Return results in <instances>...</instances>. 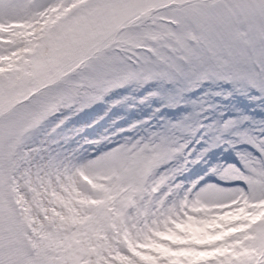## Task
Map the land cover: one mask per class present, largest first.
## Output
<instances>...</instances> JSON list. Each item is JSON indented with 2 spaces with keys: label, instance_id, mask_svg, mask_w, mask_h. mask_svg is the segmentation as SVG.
<instances>
[{
  "label": "rangeland",
  "instance_id": "obj_1",
  "mask_svg": "<svg viewBox=\"0 0 264 264\" xmlns=\"http://www.w3.org/2000/svg\"><path fill=\"white\" fill-rule=\"evenodd\" d=\"M174 3L190 5L186 11L193 19L209 17L214 12L222 13L227 18L234 10H242L248 17V25L242 30L243 34L237 37L238 45L247 48L249 53L253 46L259 49L258 37L264 32V0H82L78 6H73L68 0L66 9L54 14L42 31L35 35L25 34L22 46L15 44L0 46V226H2L0 235L3 236V244L15 264H99L97 258L101 250L98 248V242H104V237L112 226L117 232L118 219L124 218L122 213L127 211L130 201L143 192L140 191L142 186L136 179L144 170L140 161L145 157L166 155L168 151L175 152L177 151L175 146L181 144V141H177L168 148V151L167 148L164 151L167 134H176L171 124L179 120L168 115L173 108L171 104L176 102L186 104L182 116L183 133L189 131L195 121L201 119L200 117L212 115L214 118L208 121L206 126L209 130L206 131L205 140L209 147L213 148L220 142L229 143L227 137L217 131L218 126L224 131L232 130L239 120L230 107L237 105L241 99H234L229 93L218 91L221 95H216L215 99L212 97L210 100L207 96L196 98L197 95H190V90L195 85H189L188 91L173 93L170 98L168 90L173 86L156 79L151 81L144 92L145 95L142 94L146 97L136 99L130 90L135 89L139 92L142 85H147L143 78L129 81L132 88L120 91L119 83L135 69L143 68L144 75L167 71L172 64L173 49L157 52L158 57L142 58L134 66L121 63L114 56L104 55L100 49L98 41L101 37L133 39L136 35L135 29L142 25L141 18L147 14L153 15L149 23L156 21L170 23L169 20L173 17L157 14ZM25 45L27 46L23 47ZM85 60L89 62V66L78 68L80 75L71 76L69 70ZM255 67L256 71L260 72V65L256 64ZM202 84L208 85L210 90L215 89L207 81ZM107 86L109 89H118L117 98L120 101L130 99L129 109L133 111L136 105L134 101L138 103L136 107L141 109L144 99L151 96L157 99L161 97V101L155 107L152 104L148 105L149 109H141V115L122 117L125 118V128L133 131L134 126L147 118L146 111H158V125L151 129L153 131L151 140L144 141L139 135L133 140L134 143L129 146L119 168L112 169L103 185H97L93 182L94 178L85 175L90 181L86 182L82 178L78 194L81 195L80 198H85L86 204L79 206V211L74 206L73 213H78L76 217H63L55 193H48L46 190L43 194V203H39L38 193L33 190L32 182L28 180L30 176L26 174L18 176L17 179L14 172L17 160L23 158L32 161L33 155L35 156L37 152L35 148L30 149L27 146L21 152L20 149L28 134L34 132H38L40 136L49 134L45 132L49 128L43 123L66 100L73 96L94 100ZM217 87L234 90L240 96L250 93L252 97L262 99V110L255 114L257 110L249 108V115L264 117V93L255 89L245 91L240 89L239 84L225 81L222 82V86ZM224 99L231 100L226 102L229 107L224 110L227 111L219 109L216 104V101ZM89 105H82L74 112H83ZM221 113L229 114L225 122L220 120ZM103 114L101 113L99 117L101 118ZM69 116L71 114L65 115L57 122L67 121ZM93 122L77 129V132H83L84 129L85 132L88 131L94 127ZM110 127L118 130L121 128L115 121L110 123ZM237 134L244 143L255 145V132L239 128ZM13 176L15 180L11 181ZM12 182L16 183L20 190L21 210L13 207L8 196V185ZM256 184L260 194L264 182L259 178ZM252 185L255 192L257 187L255 182ZM17 212L23 214L24 220L29 219L34 223L31 232L21 230L17 224ZM255 214L248 218V225ZM240 227L247 229L246 223H234L223 229L224 235L226 236L227 230L233 231ZM95 237L96 240L91 239ZM235 237L230 239L233 240V246L236 244L238 248L243 242ZM246 237L250 254L241 258L235 259L236 256L233 254L229 256L226 248L220 255L210 252L207 255L195 254L189 258L186 251H182L183 248H177L173 260L177 261V264H224L221 260L229 256L233 257L232 261L235 264H264V216L256 225L253 224L251 229L248 228ZM116 240L119 243L118 236ZM25 243L39 249L38 258L29 257L24 247ZM107 249L110 252V247ZM131 249L128 250L132 254L128 255L129 258L135 256L137 259L125 264H162L142 259L137 251ZM180 259L187 261L183 263L182 260L179 261ZM161 260L166 262L164 259ZM108 264L119 263L109 261Z\"/></svg>",
  "mask_w": 264,
  "mask_h": 264
},
{
  "label": "bare ground",
  "instance_id": "obj_2",
  "mask_svg": "<svg viewBox=\"0 0 264 264\" xmlns=\"http://www.w3.org/2000/svg\"><path fill=\"white\" fill-rule=\"evenodd\" d=\"M70 1L71 4L75 6L82 0ZM67 3L68 0H0V46L7 44L22 46V39L25 37V34L30 33L31 35H35L38 31H42L46 23L54 14L62 12L63 9H66L65 6ZM36 37H38V35ZM26 46L27 45L23 47ZM11 62L12 60H10V63ZM214 88L216 90H210L207 85L198 97L207 96L208 100L212 97L215 99L216 93H218V91H223V93H230L231 97L234 99H241L237 105L230 107L233 114L239 119L237 125L233 127L232 130L227 131L221 130V128L217 125V131L221 132V135L223 134L229 140L227 146L228 151L234 156L231 161L239 158L243 162L248 154L245 152H234L233 150L239 145L248 144L240 140L241 138H238L239 135L237 132L239 128H242L256 133L259 132L261 128H264V117H253L249 115V108L257 110L255 114H258V111L262 110V99L252 97L250 93L240 96L231 89L224 90L217 86H214ZM130 91H132V96L136 99L146 97L142 95L144 94L142 91L138 92L135 91V89H131ZM160 101L161 97L157 99V97L153 98V96H151L150 98L143 100L141 109H149L148 105L150 106L152 104L155 107V105H158ZM133 103L136 105L138 104L137 101H134ZM130 104V99L120 101L116 98V93L106 103V106L113 110L112 120L117 122V125L121 127L120 130H114L110 127V124L107 123L103 125L101 124L98 134L94 137L87 135L86 137L84 134L78 133L77 129L84 128L83 126H85L86 123L97 119V116H95L96 113L88 111L82 113L79 116V121L72 123L69 127L65 128V125H60L57 121L54 124L48 123L47 121L46 126L49 129H46L45 132H48L49 134L40 136L38 132H34L25 137L24 145L26 144V146L30 149L35 148V151H37L35 157L41 161L40 165L35 164V162H31L27 168L28 175L30 176L28 180L32 182L31 186L33 190L38 193L39 203H43V194L46 190H48V193L53 192L57 195V204L63 217H76L78 213H73L74 206H76L77 211H79L78 207L86 204L85 198H80L81 195L78 194V189L81 187V175L89 176L91 179L94 178L93 182L97 185H103L110 176L109 174L112 169L119 168L129 146L131 144L133 145V140H135L138 135L143 138L144 141L152 139L153 131L151 129L153 127H157L158 125V111H146L148 119L146 118L147 120L145 119L137 126H134L133 131H129L125 128V121H122V117L127 116L129 118L132 116L134 117V114L137 116L141 115V109L135 105L134 111L130 110ZM216 104L219 106V109L229 107L223 100L216 101ZM154 107L152 110H154ZM70 114L72 120V118L77 116L78 113L72 112ZM168 115L172 117V119L179 118V120L171 124V127L175 129L176 134H167L165 138L164 151H166V148L168 151V148L174 145L177 141L184 140L189 137V135L183 133V113L177 114V112L170 111L168 112ZM61 129H63V131H61ZM73 130L76 132H72ZM112 142H119L120 148H117L112 153H109L106 158L99 160L85 159L87 153L91 151L90 149L85 150L83 148L84 144L99 145L102 143ZM205 149H207V151H205ZM170 152L173 151L166 152V155ZM204 154L213 159V166L210 167L207 166V163H204L202 158ZM195 158L199 166H203L202 171L212 173L215 172L217 168H223L224 176L226 178L244 179L249 182L250 178L238 175L236 172V165L226 160V157L212 154L209 151L207 144L203 143V146L200 147V151ZM251 180L254 181L257 186L256 182L259 180V175L251 178ZM140 191H142V187L140 188ZM254 195L259 196L260 198L244 199L242 202H233L240 203L241 206L235 210H229L223 214L219 220L214 221L207 227H201L199 224H192L187 228L180 226L182 230L189 233L187 236H180L175 232L157 233V236L159 237L158 240H152L151 236H145L144 239L148 241L147 243L134 238L132 229L138 226L134 211H124L122 216H124L128 221L126 230H128L131 234V241L128 246L133 245L131 250H134V252L137 251L142 259L146 258V260L152 261L153 263L162 264H175L177 262L173 260L174 255L177 253V248H183L182 251H186L189 258L195 254L207 255L210 252L220 255L221 251L225 248L226 253L229 256L232 254L236 256L235 259H237V257L241 258L246 256V254L249 255L250 250L247 246L248 238L246 237V233L248 228H252V225H248L247 221L250 216L255 213H260L263 209L264 188L259 194L257 186L255 188ZM137 198L138 197H134L133 201H135V199L138 201ZM137 208L142 209L140 208L139 203L136 202L134 209L136 210ZM221 220L223 221L222 223L220 222ZM242 222L246 223L247 230H245L244 234L236 236L237 238L235 237L243 242V245H240L238 249L236 244L233 246V240L229 238L227 232L226 236L224 235L223 229L231 224ZM209 228L211 231L208 230ZM117 235L118 234L114 232V228H112V230L105 235L104 242H98V248L101 250L99 251V257L97 258V260H99V264H108L109 261L113 263L116 262L119 264H125V262L132 261L127 254L120 252L118 247L119 243H117L116 240ZM136 235H140V233H137ZM91 239L96 240V237ZM161 240L167 241V243H161ZM220 242L222 243L219 244ZM173 245L176 246L174 247ZM108 247H110V252L107 249ZM141 249H143V251H141ZM229 256L221 261L224 264H235L234 261H232L233 257L231 258ZM161 259L166 260V262ZM181 260L183 263L187 261L185 259H180L179 261Z\"/></svg>",
  "mask_w": 264,
  "mask_h": 264
},
{
  "label": "clouds",
  "instance_id": "obj_3",
  "mask_svg": "<svg viewBox=\"0 0 264 264\" xmlns=\"http://www.w3.org/2000/svg\"><path fill=\"white\" fill-rule=\"evenodd\" d=\"M189 7L190 5L187 4H171L157 15L171 16L174 20L173 23L161 21L144 23L135 29L136 35L131 40L101 37L98 41L100 49L104 55L114 56L121 63L134 66L142 58H150L157 52L178 48L175 38L177 34L183 37L184 43L189 47H198L203 44V41L200 40V31L196 27L194 19L186 11ZM219 39L220 37H217V40ZM228 59L222 45L218 57L209 56L205 67L212 69L209 71L207 80L210 86H222L223 81L218 80L213 73L223 71L224 61ZM107 101L108 97L102 93L94 98V102L82 96H73L48 117V123L54 124L82 105H92L84 108L83 112L69 120L65 124L66 128L69 124L79 121V116L85 111L102 108ZM255 137V145H239L233 150L248 154L243 162L239 158L230 162L236 165L238 175L250 179L259 175L260 180L264 182V128L256 132ZM175 147L179 148V146ZM194 147L195 145H193ZM83 148L85 150L93 149L87 153L85 159L99 160L120 148V143L84 144ZM30 162L41 164V161L35 156L32 161L21 158L18 167L19 174L24 173L26 165ZM140 163L144 170L142 175L136 179L142 186L143 199L139 201V206L144 210V214L138 218V226L132 231L134 238L145 243L148 242L144 239L145 236H151L152 240H158L157 233L175 232L177 235L187 236L189 233L182 230L180 226L187 228L189 225L199 224L201 227H207L219 220L229 210H235L241 206L240 203L233 202L260 198L254 195L253 185L248 181L226 178L223 168H217L212 173L197 172L196 168L199 164L188 161L183 148L167 155L145 157ZM16 219L21 230H26L23 214L17 212ZM208 230L211 231L210 228ZM137 233L140 235H136ZM160 242L167 243L163 240ZM24 247L29 257L38 258L39 249L27 243L24 244ZM118 247L120 252L132 255L128 252L123 241L118 244ZM132 259L136 260L137 258L133 256Z\"/></svg>",
  "mask_w": 264,
  "mask_h": 264
},
{
  "label": "snow or ice",
  "instance_id": "obj_4",
  "mask_svg": "<svg viewBox=\"0 0 264 264\" xmlns=\"http://www.w3.org/2000/svg\"><path fill=\"white\" fill-rule=\"evenodd\" d=\"M194 22L200 31L202 45L189 47L184 43L183 37L177 34L175 38L178 48L173 49L172 64L167 71L144 75L145 70L138 68L129 72L118 86L124 87L129 81L140 78L146 81L159 79L173 86L168 90L170 98L173 93L188 91L189 85L199 87L202 82L209 79V71H212L211 67H205L209 56L218 57L222 45L229 59L224 61L223 71L213 73L216 78L231 84H239L240 89L245 91L255 89L264 93V32L258 37L259 49L253 46L249 53L247 48H241L237 42V37L243 34L242 30L248 25V17L242 10H234L227 18L222 13L214 12L209 17H196ZM217 37L220 39L217 40ZM256 64L260 65V72L256 71ZM109 91L111 89H105L106 94ZM216 95L221 93L218 92ZM249 183L253 184L254 181L249 179ZM0 264H15L3 244L2 235H0Z\"/></svg>",
  "mask_w": 264,
  "mask_h": 264
}]
</instances>
